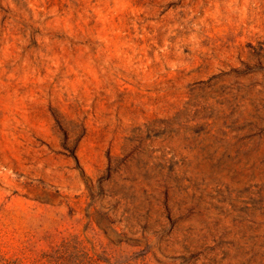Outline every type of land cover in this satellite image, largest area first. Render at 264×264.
<instances>
[{
  "label": "rangeland",
  "instance_id": "374dc122",
  "mask_svg": "<svg viewBox=\"0 0 264 264\" xmlns=\"http://www.w3.org/2000/svg\"><path fill=\"white\" fill-rule=\"evenodd\" d=\"M0 264H264V0H0Z\"/></svg>",
  "mask_w": 264,
  "mask_h": 264
}]
</instances>
